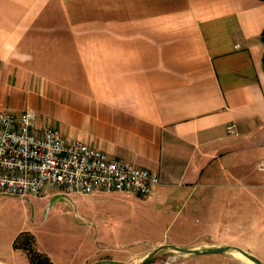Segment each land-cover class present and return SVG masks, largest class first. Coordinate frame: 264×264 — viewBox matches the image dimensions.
<instances>
[{
    "label": "crops",
    "instance_id": "obj_1",
    "mask_svg": "<svg viewBox=\"0 0 264 264\" xmlns=\"http://www.w3.org/2000/svg\"><path fill=\"white\" fill-rule=\"evenodd\" d=\"M27 109L157 174L144 205L174 192L184 203L211 178L243 189L246 165L264 172V0H0V110ZM3 227L0 264H30L13 247L26 230ZM245 241L194 243L200 252L182 258L264 264ZM36 248L67 261L37 238Z\"/></svg>",
    "mask_w": 264,
    "mask_h": 264
},
{
    "label": "rangeland",
    "instance_id": "obj_2",
    "mask_svg": "<svg viewBox=\"0 0 264 264\" xmlns=\"http://www.w3.org/2000/svg\"><path fill=\"white\" fill-rule=\"evenodd\" d=\"M245 167L250 176L243 189L239 180L222 187L221 178H211L182 192L184 203L177 200V192L161 194L152 205L124 191L101 190L93 196L95 192L54 188L23 198L0 193V225L31 232L40 246L66 258L64 264L141 262L147 255L148 264H209L195 253L184 259L186 252L172 246L189 249L188 245L216 240H246L248 248L264 252V172L254 165ZM255 181L260 200L253 195ZM188 210L192 214L183 223Z\"/></svg>",
    "mask_w": 264,
    "mask_h": 264
},
{
    "label": "built area",
    "instance_id": "obj_3",
    "mask_svg": "<svg viewBox=\"0 0 264 264\" xmlns=\"http://www.w3.org/2000/svg\"><path fill=\"white\" fill-rule=\"evenodd\" d=\"M234 124L226 125L228 134ZM264 169V164L262 165ZM159 176L102 149L38 125L31 109L0 110V193L42 196L50 188L89 195L97 190L153 194Z\"/></svg>",
    "mask_w": 264,
    "mask_h": 264
},
{
    "label": "trees",
    "instance_id": "obj_4",
    "mask_svg": "<svg viewBox=\"0 0 264 264\" xmlns=\"http://www.w3.org/2000/svg\"><path fill=\"white\" fill-rule=\"evenodd\" d=\"M13 247L26 251L30 264H53L47 254L36 249L35 236L29 231L20 232L13 241ZM149 257L142 264H148Z\"/></svg>",
    "mask_w": 264,
    "mask_h": 264
},
{
    "label": "water",
    "instance_id": "obj_5",
    "mask_svg": "<svg viewBox=\"0 0 264 264\" xmlns=\"http://www.w3.org/2000/svg\"><path fill=\"white\" fill-rule=\"evenodd\" d=\"M161 247H164V246H161ZM172 248L175 249V250L185 251V252H188V253H198V252H200L198 249H182V248H180L178 246H172ZM223 250H224V248L219 247V248H213V249L205 250V252L214 253V252H220V251H223ZM246 255H248L250 258L254 259L255 261H257L255 258L250 256L249 254H246ZM148 257H149V255L145 256L141 262H123V261H117V260H108L107 264H142V263H144V261Z\"/></svg>",
    "mask_w": 264,
    "mask_h": 264
}]
</instances>
